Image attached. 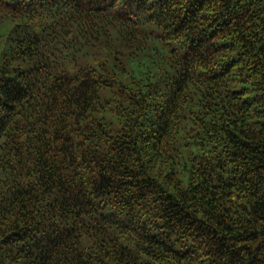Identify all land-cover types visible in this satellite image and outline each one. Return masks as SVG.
Listing matches in <instances>:
<instances>
[{
	"label": "trees",
	"instance_id": "1",
	"mask_svg": "<svg viewBox=\"0 0 264 264\" xmlns=\"http://www.w3.org/2000/svg\"><path fill=\"white\" fill-rule=\"evenodd\" d=\"M0 264H264V0H0Z\"/></svg>",
	"mask_w": 264,
	"mask_h": 264
}]
</instances>
